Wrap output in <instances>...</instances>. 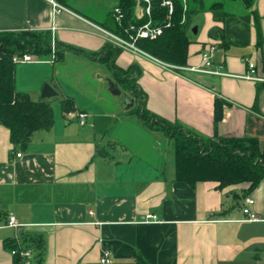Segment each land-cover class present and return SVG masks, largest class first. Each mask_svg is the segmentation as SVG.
<instances>
[{
    "label": "crops",
    "instance_id": "0c3cea01",
    "mask_svg": "<svg viewBox=\"0 0 264 264\" xmlns=\"http://www.w3.org/2000/svg\"><path fill=\"white\" fill-rule=\"evenodd\" d=\"M55 1L63 8L52 0H0V31L49 30L84 52L65 49L64 61H52V77L36 75L40 97H31L42 99L49 84L57 94L48 98L72 96L74 111L86 112L74 95L59 90L55 75L74 57L100 63L98 76L108 90L117 95L102 77L135 100L129 107L122 101L118 111L90 115L85 123L64 113L66 123L55 117L53 128L35 132L20 150L0 123V264H17L5 240L21 241V230L44 237L42 258L33 253L30 264H264V178L247 195L242 186L221 189L215 181L192 186L176 180L174 141L133 113L138 100L100 59L111 44L98 27L114 26L117 0ZM253 9L260 15L262 46ZM232 10L227 8L225 20H216L212 10L193 17L197 32L192 28L189 34L187 63L202 65V52L213 46L214 67L223 65L229 74L177 71L115 45L120 52L114 65L124 70L134 65L146 107L157 116L204 137L256 136L264 147V0ZM214 27L223 33L211 36ZM250 62L260 80L244 77ZM19 70L17 89L33 93L18 80ZM217 97L224 102L218 125ZM74 119L79 124H72ZM251 198L256 220L243 211ZM11 215L22 228L8 224ZM104 247L112 251L109 263L101 261Z\"/></svg>",
    "mask_w": 264,
    "mask_h": 264
},
{
    "label": "trees",
    "instance_id": "16d2710c",
    "mask_svg": "<svg viewBox=\"0 0 264 264\" xmlns=\"http://www.w3.org/2000/svg\"><path fill=\"white\" fill-rule=\"evenodd\" d=\"M65 2V0H61ZM164 0H151V16H137V0H117L124 13L122 23L113 16L114 26L104 28L124 34L125 27L134 23L137 26L152 20V24L162 25L164 32L157 38H139L137 45L153 56L165 62L176 65H187L191 39L189 34L193 28V17L205 10H212L216 20H225L228 13L225 9L227 0H173L174 10L170 14L169 7L163 5ZM252 7L255 0H243ZM143 9L147 2L142 1ZM259 30V46H262L260 31V15L253 9ZM220 31V32H219ZM223 33L222 29L214 27L211 36ZM55 43L56 57L53 62L65 59V49L83 52L82 49L65 45L54 37L49 30L0 31V123L10 130V139L15 150L27 148L35 132L50 130L55 124V110L51 98L35 100L16 86L17 65L13 60L17 54L31 53L35 57L48 59L52 56ZM100 59L113 67L118 80L138 100L135 113L150 127L163 129L174 141L175 147V176L176 180L195 186L202 181L218 182V188L242 186L244 195L255 189L264 178V147L256 136H221L204 137L182 123L170 122L149 111L144 95L139 91L137 77H133L134 65L128 69H119L114 64L120 49L109 45ZM100 55V54H99ZM98 57L95 55V58ZM62 110L66 114L76 110L72 96H63ZM223 104L220 98L215 101V124L218 125L223 117ZM257 108V107H255ZM21 241L6 239L10 249H17L15 263L25 264L21 248H31L42 258L45 242L42 234H26Z\"/></svg>",
    "mask_w": 264,
    "mask_h": 264
},
{
    "label": "rangeland",
    "instance_id": "374dc122",
    "mask_svg": "<svg viewBox=\"0 0 264 264\" xmlns=\"http://www.w3.org/2000/svg\"><path fill=\"white\" fill-rule=\"evenodd\" d=\"M141 4L142 1L140 2V5L137 4L135 13L137 16L140 15V17L142 15L140 14V11L141 9L143 10ZM243 5V0H227L225 9L227 10L228 8L229 10L233 9L232 11H241ZM109 43L114 46L111 42ZM53 49L55 50L56 46H54ZM48 59L49 60L41 58L39 61H20L17 65V70L20 68L18 80L23 81L25 88H31V90H33V93H29L34 98L40 97V95H37V92L35 93L34 91V87L38 81L36 75L39 76L41 72H48L52 77L54 74V65L50 57ZM158 59L162 60L160 58ZM55 67L58 68V66ZM63 68L64 70L61 75L58 73L55 74L60 85H58L59 90L74 95L76 98V104L80 108L87 110L86 114L88 116L102 115L104 112H111L112 110L110 109L118 111L117 109L123 108L121 102L126 101V95L128 92L123 90L120 95H114L108 90L106 83L101 82L98 76L99 73L101 75L102 72V65L100 63L91 62L85 58L81 59L73 57L66 59ZM52 105L55 110V117L58 120H62L63 123H66V118L64 117V112L62 110L61 97L58 96L53 98ZM137 105L135 106L137 107ZM135 110H133V113H135ZM71 123L79 124L75 119Z\"/></svg>",
    "mask_w": 264,
    "mask_h": 264
},
{
    "label": "built area",
    "instance_id": "2783aa9c",
    "mask_svg": "<svg viewBox=\"0 0 264 264\" xmlns=\"http://www.w3.org/2000/svg\"><path fill=\"white\" fill-rule=\"evenodd\" d=\"M141 1L147 2L146 8L142 10L143 15L147 14V15L151 16V12H152L151 0H137L138 5H140ZM52 2L56 7L63 8V6L61 4H59L58 2H56L55 0H52ZM163 5H166L169 7L170 14L173 13V10H174L173 0H164ZM113 15H114V17H116V20L119 23H122V21L124 19V13H123V10L120 6H117L114 8ZM98 28L100 30H102L103 33H105L109 42H111L115 46L123 48V49L133 50L135 52L143 53L147 56L153 57L157 61L164 64L165 66L172 68L174 70L182 71V70L190 69L193 71H201V72L211 73V74H215V75L229 74V73L224 71L223 65H218V66L214 67L213 59H212V52L214 49L213 46L208 48V49H205L202 52L203 63H202V65H199V66H196V65H193V66L176 65L173 63L165 62L163 60H159L157 57H155L153 55H150V53H148L145 50H143L142 48H140L136 43L139 38L154 39V38H157L158 36H160L161 34H163V32H164V27L162 25H157V26L153 25L152 20H149L148 22H146L140 26H137L136 24L132 23L128 27H125L124 34H120V33L110 31L104 27H98ZM54 46H55V43H53V47ZM55 57H56V53H55V50L53 49V54L50 57V59L53 61L55 59ZM13 60L16 62L39 61V60H41V58L35 57L31 53H24V54L15 55L13 57ZM249 67H250V71L246 75H244V77H246L248 79L260 80L261 78H259L255 75V72H256L255 63L250 62ZM68 115L71 117H74V116L78 117L81 123H85L87 120V117H88L86 112H83V111H80V112L79 111H77V112L76 111H70V112H68ZM17 155L21 156L22 153L18 152ZM253 203H254V199H252V198L248 199L247 204L243 208L244 214L246 215L248 220H256L259 218L258 214L256 212L252 211L250 206H249V205H252ZM155 217H156V215H152V214L148 215V218L154 219ZM8 224L16 227L18 229L23 227V225L18 222V220L16 219V217L14 215H11L9 217ZM21 249H22L21 254L25 258V264H30L34 251L31 248H21ZM11 252L14 255L17 253V249H11ZM111 254H112L111 249H109L108 247H104L103 257H102L101 261L104 263L111 262Z\"/></svg>",
    "mask_w": 264,
    "mask_h": 264
},
{
    "label": "water",
    "instance_id": "95a60500",
    "mask_svg": "<svg viewBox=\"0 0 264 264\" xmlns=\"http://www.w3.org/2000/svg\"><path fill=\"white\" fill-rule=\"evenodd\" d=\"M194 32H197V27L193 28ZM104 80H108L109 84L111 86V90L113 91V93L120 95L121 94V90L117 87V85L108 78L102 77ZM57 92L56 90L49 84H45L44 88H43V92H42V97L43 98H48V97H52L53 95H56ZM134 98L131 97L129 94L126 95V101L125 103L129 106H132L134 104Z\"/></svg>",
    "mask_w": 264,
    "mask_h": 264
}]
</instances>
